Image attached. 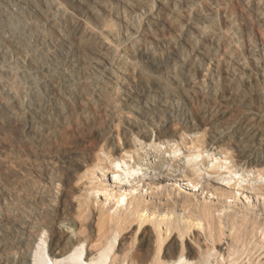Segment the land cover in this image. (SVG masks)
Segmentation results:
<instances>
[{"label":"rangeland","instance_id":"rangeland-1","mask_svg":"<svg viewBox=\"0 0 264 264\" xmlns=\"http://www.w3.org/2000/svg\"><path fill=\"white\" fill-rule=\"evenodd\" d=\"M75 1L0 0V264L61 206L92 250L264 264V0Z\"/></svg>","mask_w":264,"mask_h":264},{"label":"bare ground","instance_id":"bare-ground-1","mask_svg":"<svg viewBox=\"0 0 264 264\" xmlns=\"http://www.w3.org/2000/svg\"><path fill=\"white\" fill-rule=\"evenodd\" d=\"M75 2H76L75 0H72V4L71 5L75 6ZM45 21H47V20H45ZM259 60H260V58H259ZM77 63H78L77 60H76V62H75V60L71 61V58H70L66 62V66L69 64V66H67L68 69L71 68L72 71H77L76 68H78V65H79ZM152 63H153V61H152ZM42 68H41L40 72L43 73L45 71V69L44 68L42 69ZM53 79L54 78H51V79H48V78H43L42 79L41 78V80L38 81V82H39L40 86L43 85V87H47L49 84H51ZM216 103H214V104H216ZM214 116H212V117H214ZM170 118H173V117H170ZM211 119L213 120V118H211ZM216 121L217 120H215V122ZM161 122H164V120L161 121ZM163 124H161V125H163ZM252 134H253V132H249V133L247 132L242 137H241V134H239L240 135V149L239 150L242 153L245 152V156L248 153L246 158L249 157V159H251V160H253V159H252V156H251L252 154L249 152V148L251 147V143H253V139H254V136ZM254 161L255 162H259L257 160V158L254 159ZM65 208L66 207L61 206V208L59 209V213L58 214L56 213L58 218H56L55 220H52V219L49 220L46 217L44 219V221H42L40 223V228L41 229L42 228L43 229L46 228L49 231V237L47 236L49 238V248H48V250H46L47 252L44 253V255L41 254V252L43 250L41 251L40 246L37 247V248L35 247V244H37L36 243V236L33 233H31V234L27 233L25 239L21 243V247L20 248H21V252L22 253L17 258V260L15 261L14 264H113L115 261H118L120 258H122L119 255L120 254L122 255L124 253L123 252L124 245L121 246L122 243L120 245L118 243V238L120 237V231L119 232L117 231L115 233V236H113V238L110 239V235L112 233L111 232L112 226L108 227V232L107 233H110V234H106V235L101 236L100 244L98 245V247L95 248V250L90 249V244H88V239L87 238H85V239H81V238L72 239V238H70L69 231L72 230V226H67V227L65 226V227L60 228L61 222H59V221L62 219L60 215L64 214ZM203 216H204V214H203ZM210 224H211V222H210ZM216 225H218V227L217 226L216 227L219 228V230L217 231V229H216V231L218 233L216 232L217 233L216 234L217 238L214 240V242H221L222 241V234H223L224 229L220 227L221 225L220 226H219V224H216ZM198 226H200V224ZM31 230H32V228H31ZM211 230H213V229H211ZM213 232H215V231H212V233ZM146 240H147V237L143 236L141 238L140 246L137 247L136 250H134L133 252L125 253L124 257L121 260L122 264H147L150 261L153 262V260L157 259V257H158L157 260H159L158 261L159 264H200V260H198L199 256L197 257L191 242L189 243V246H185L183 248L181 254L178 252L179 250L176 247V245H174V243L172 245L168 244V246L164 249L162 260H161V258H160L161 251H160V249L158 250L157 257L155 258L152 246L148 245L147 244L148 242ZM148 241H150V240L148 239ZM214 242H213V245H214ZM117 244L119 245L118 246L119 248L117 249V252H115L114 250H115ZM218 247H220V246H218ZM34 249H36V250H34ZM220 250H221V247H220ZM221 253H223V252L221 251ZM221 257H224V256H221ZM225 257L222 260H225ZM203 260H204V258H203ZM162 261H164V262H162Z\"/></svg>","mask_w":264,"mask_h":264}]
</instances>
